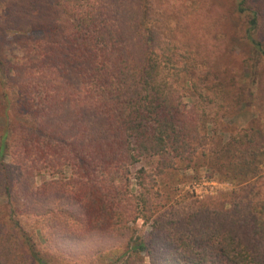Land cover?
Instances as JSON below:
<instances>
[{"label":"trees","instance_id":"obj_1","mask_svg":"<svg viewBox=\"0 0 264 264\" xmlns=\"http://www.w3.org/2000/svg\"><path fill=\"white\" fill-rule=\"evenodd\" d=\"M17 2L23 10L29 5L27 15L36 10V0ZM45 2L52 11L51 22L43 21V29H39L44 32L45 27L47 33L37 38L28 33L26 41L32 42L25 50V64L29 66L22 64L15 70L22 85L13 87L17 97L13 107L4 92L8 107L0 120V171L7 173L3 177L14 223L26 231L16 220L10 184L14 175L8 177L13 166L19 180H33L44 172L52 175L42 189H25V200L35 203L39 191L48 192L50 184L56 185L57 200L69 205L64 214L83 217L87 211L86 231L91 224L111 234L119 229L133 233L130 224L138 216L118 222L124 214L119 209L127 210L130 196L127 189L126 196L122 195V187L115 184L117 178H128L129 168L144 158H157L159 171L174 166L177 158L191 160L202 138L198 119L182 103L183 93L170 79L163 55L150 51L160 42L151 35L145 6L119 27L111 14L93 7L86 10L79 1ZM247 5L248 0H239V11L248 10ZM10 8L16 11L15 5ZM258 14L251 10L248 38L263 53L262 42L252 33ZM10 24L15 34L22 33L24 28ZM1 59L0 72L6 73ZM81 77L87 78L86 85L76 84L75 79ZM28 88L36 90L35 98ZM11 109L13 116L8 114ZM242 146L234 148L235 155L243 152ZM254 155L253 160L243 162L252 165L257 160ZM7 157H11L10 163ZM66 168L71 169L68 182L63 180ZM240 172L247 174L243 167ZM60 175L63 178L57 180L55 176ZM146 176L145 168L140 169L137 183L144 185ZM63 184L72 185V198L60 194ZM228 199V193L210 195L176 218L159 214L148 237L131 235L122 254L124 261L114 264H264V201L231 202L234 206L226 208ZM141 200L150 211L151 203ZM11 237L25 244L34 264H50L31 236L25 234L22 240L19 234H10L8 239ZM0 259V264H6L3 256Z\"/></svg>","mask_w":264,"mask_h":264},{"label":"rangeland","instance_id":"obj_2","mask_svg":"<svg viewBox=\"0 0 264 264\" xmlns=\"http://www.w3.org/2000/svg\"><path fill=\"white\" fill-rule=\"evenodd\" d=\"M45 1L36 0L35 12L27 15L31 10L29 5L25 11L17 0H0V58L6 72H0V120L5 117L7 100L13 107L17 98L13 87L22 85L23 79L15 75V70L22 64L29 66L25 64L28 62L25 50L32 42L26 41L28 33L32 38L47 33L45 27L46 31L40 30L43 29V21L51 22L52 11ZM72 1H79L86 10L93 7L105 15L111 14L119 27L124 23L127 25L128 17H135L134 13L137 16L138 10L146 7V20L152 33L148 34L160 42L150 51L153 50L154 55H163L161 60L170 68L167 70L170 79L183 93L182 103L195 112L201 128V143L198 142L197 152L189 161L177 158L174 166L159 171L157 158H144L129 168L128 178H117L115 184L122 187V195L126 196L124 190L127 189L130 196L125 207L127 210L119 209V213L124 211V214L118 222L122 224L126 218L132 220L138 216L130 224L133 233L117 227L119 231L111 234L91 224L86 231L84 220L87 211L83 217L80 213L64 214L69 205L57 200L56 185L50 184L48 192L39 191L35 203L25 200V189H42L52 175L44 172L33 180H19L16 179L18 170L13 166L8 177L14 175L10 184L16 220L26 230L22 231L14 223L15 218L8 205L7 184L3 177L7 173L0 171V178H3L0 179V257L3 256L5 263L34 264L25 244L12 237V240L8 239L10 234H19L22 240L25 234L31 236L36 240L40 254L50 264L121 263L131 235V238L137 235L148 237L152 222L159 214L176 218L185 211L191 212L196 201L203 200L204 194L198 197L190 187L203 177L209 178L205 185L206 195L229 194L226 208L234 206L231 202L244 205L247 201L253 204L264 201V52L257 51L248 38L250 13L255 10L259 13L258 24L252 33L262 42L264 50V0H248L249 9L242 12L238 9L239 0ZM13 5L16 11L11 12L10 6ZM10 23L24 28L22 33L15 34ZM31 30L35 32L32 35ZM9 68L11 71L8 73ZM78 79H75L77 85L87 84V78ZM193 82L195 88H192ZM28 91L36 97L35 89L28 88ZM4 92H8L7 97ZM8 114L13 116V110H8ZM240 144H243V152L235 155L234 148ZM254 152L257 160L252 165L243 162L253 160ZM7 160L10 163L11 157ZM241 167L247 170V174L240 172ZM142 168H145L147 176L146 183L141 186L136 176ZM65 170L67 173L63 180L68 182L71 169ZM55 177L57 180L63 178L61 175ZM63 185L60 194L72 198V193H69L72 185ZM197 189L201 194L202 187ZM141 199L151 203L150 207L148 202L150 211L145 209ZM76 206L85 209L81 205ZM16 258L24 263H17Z\"/></svg>","mask_w":264,"mask_h":264},{"label":"built area","instance_id":"obj_3","mask_svg":"<svg viewBox=\"0 0 264 264\" xmlns=\"http://www.w3.org/2000/svg\"><path fill=\"white\" fill-rule=\"evenodd\" d=\"M209 179V178H208ZM208 179H207V177H203V179L201 180V181H199V182H197V183H193V184H189L190 185V187H191V191L193 192V193H195V195L196 196H200V195H203L204 194V198H205V196L207 197V196H210V195H206L207 194V186H205L206 184H207V182H208ZM199 187H202V193L201 194H199V192H198V189L197 188H199ZM202 197V198H203Z\"/></svg>","mask_w":264,"mask_h":264}]
</instances>
